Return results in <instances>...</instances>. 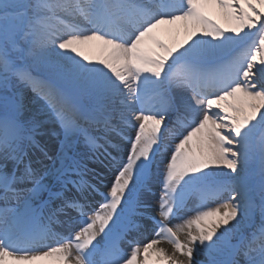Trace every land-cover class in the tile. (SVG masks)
Listing matches in <instances>:
<instances>
[{"label":"snow or ice","instance_id":"1","mask_svg":"<svg viewBox=\"0 0 264 264\" xmlns=\"http://www.w3.org/2000/svg\"><path fill=\"white\" fill-rule=\"evenodd\" d=\"M0 264H264V0H0Z\"/></svg>","mask_w":264,"mask_h":264},{"label":"bare ground","instance_id":"2","mask_svg":"<svg viewBox=\"0 0 264 264\" xmlns=\"http://www.w3.org/2000/svg\"><path fill=\"white\" fill-rule=\"evenodd\" d=\"M215 18L219 19V17H215ZM221 22L223 23V21H221ZM162 32H165V36L166 35L167 36H172V39L175 38L177 40V42L182 41L184 39V36H185V33L183 32L182 29L179 30V31H177L176 29H173L170 32H167V31H162ZM173 42L174 41L172 40L171 43H173ZM51 143H52V141H51ZM100 167H102V166H98L97 167V171L100 170ZM102 175L107 176L108 178H110L111 173L105 171V172H102ZM104 183H107V180H104ZM152 203L155 204V199L152 200ZM151 227H152L151 224H149V230L148 231H144L142 233V236L140 237L144 242H147V239H150L152 237ZM181 239H183L182 235H181ZM159 247H163V248L167 249L169 253L172 252V245L167 243V242H162L159 245ZM201 259H204V257H201Z\"/></svg>","mask_w":264,"mask_h":264},{"label":"rangeland","instance_id":"3","mask_svg":"<svg viewBox=\"0 0 264 264\" xmlns=\"http://www.w3.org/2000/svg\"><path fill=\"white\" fill-rule=\"evenodd\" d=\"M159 35H160L161 39L165 40V42H167L169 44H172L171 43L172 40L174 41L173 43L177 42V40L175 38L172 39V36H167V35L165 36V32H162V33L160 32ZM52 143L53 144H56L57 143L56 140H55V138H52ZM176 222L177 221H173V223H176Z\"/></svg>","mask_w":264,"mask_h":264}]
</instances>
